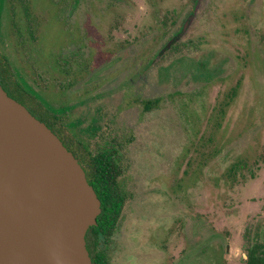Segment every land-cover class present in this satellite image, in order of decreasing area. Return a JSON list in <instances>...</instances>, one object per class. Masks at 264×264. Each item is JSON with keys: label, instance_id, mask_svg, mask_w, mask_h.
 I'll return each mask as SVG.
<instances>
[{"label": "rangeland", "instance_id": "1", "mask_svg": "<svg viewBox=\"0 0 264 264\" xmlns=\"http://www.w3.org/2000/svg\"><path fill=\"white\" fill-rule=\"evenodd\" d=\"M172 1L79 0L61 22L66 11L57 14L52 0H25L20 18L36 41L27 34L19 42L27 59L44 77L56 57L74 59L57 69L71 83L60 91L63 102L50 81L33 83L31 72H20L42 103L73 104L79 128L98 122L100 108L128 139L121 181L128 202L108 264H243L247 235L264 223V0H204L174 48L158 57L191 14ZM70 26L80 56L68 49ZM0 42L13 54L11 42L9 49L5 37ZM119 49L125 52L114 57ZM146 65L152 68L136 79ZM146 101L155 102L149 111Z\"/></svg>", "mask_w": 264, "mask_h": 264}, {"label": "water", "instance_id": "2", "mask_svg": "<svg viewBox=\"0 0 264 264\" xmlns=\"http://www.w3.org/2000/svg\"><path fill=\"white\" fill-rule=\"evenodd\" d=\"M100 212L72 152L0 84V264H95L85 235Z\"/></svg>", "mask_w": 264, "mask_h": 264}, {"label": "trees", "instance_id": "3", "mask_svg": "<svg viewBox=\"0 0 264 264\" xmlns=\"http://www.w3.org/2000/svg\"><path fill=\"white\" fill-rule=\"evenodd\" d=\"M0 57V84L2 88L23 104L29 112L41 122H44L62 141L63 145L73 153L83 168L88 183L93 187L101 202V212L96 219V225L88 229L85 235L86 249L91 261L95 264H108L106 251L112 243V237L118 228L120 217L128 202V195L123 191L121 181L129 167L127 157L128 139L124 138L123 129H105L99 123L92 129H79L71 132L68 129L70 120L63 119L62 112L55 113L47 102H41L31 91L23 90L10 62ZM218 68H216L217 70ZM213 72V71H212ZM215 73H213L214 78ZM14 78L17 80H14ZM205 82L212 80L208 70L207 76L202 77ZM13 82V87H5L4 82ZM48 85L46 84L45 87ZM64 85L59 87L60 90ZM13 91L17 96L11 93ZM234 94V90L232 92ZM224 101L227 105L232 101ZM19 95V96H18ZM155 102L143 103V110L149 111ZM239 168L238 162L232 163L226 175L235 179ZM246 238V236H245ZM247 260L243 264H264V224H258L253 232L247 235Z\"/></svg>", "mask_w": 264, "mask_h": 264}, {"label": "flooded vegetation", "instance_id": "4", "mask_svg": "<svg viewBox=\"0 0 264 264\" xmlns=\"http://www.w3.org/2000/svg\"><path fill=\"white\" fill-rule=\"evenodd\" d=\"M24 2H25V0H0V15L2 16V12L4 10L5 16L3 15V17H4L5 20H7V23H8L7 26L10 27V29H11V33H8L7 32L6 33L7 35H4L2 33V31L0 32V41H2L3 38L5 37L7 39V41H8V46L6 48L9 47V42H11L12 44H11L10 48L13 50V52H12L13 54H11L9 52H5L3 50V48H5V47L0 42V47L2 48V50L0 49V57L2 59H5V61H7L6 60V58H7L8 61L10 62L11 66H12V68L14 70V72H16V74H17V78L20 80V82L22 84V87L24 85L23 90H21V91L26 90V91L29 92L31 90L28 87V85L25 83V78L22 77V75H21L22 73L20 72V68L22 70L29 71V72L32 73V76H31L32 82H33V78L34 77H35L36 81L39 80L40 83L41 82H44V81H48V82L50 81V83H51L50 91L53 92L57 96L58 101L63 102L64 99H63L62 95L60 94V91H64V89L68 85L71 86V83H70L69 79L66 78V77L65 78L63 77V78L58 79L59 76H58V73H57V69H58V67H64V66L65 67H68L69 64L71 63V61H73L74 57H71L70 59L67 58V57L64 58V59H62L63 58L62 56L56 57L55 58V61H54V68L51 70V73H48L49 76L47 75L46 77H44V75L42 74V70H39L38 68H36L35 66L32 65L33 62L31 60L27 59L28 58V54H27L28 52L25 50L26 52L23 53L24 50L22 49V46L19 43V42H23L22 40H23L24 36H26L27 34L30 35V37H31L32 40L35 39L34 36H33L32 30L29 27V24H28V28L26 30L27 24L25 23V20L24 21H21V18H20V15L21 16H24V13H25V10H24ZM203 2H204V0H194V5L193 6H192V4L191 5L188 4V2H186L185 0H177L176 3L174 1L170 2V4H176V6L174 5V7H173L174 9L183 10V9H186V8H190V10H191V14L188 16L187 20L183 23L182 27L178 29V31L176 32L175 37L182 31V28L185 25V23H187L189 21L188 25L190 24L191 20H193V18L195 16L196 12L198 11V9H200L202 7ZM52 4L56 7L57 14L59 12H62L63 13V12L66 11V19H62L61 18V20H62L61 22H67V21H69L71 19L68 16L69 15L72 16V13H73L76 5L79 4V0H71V2L64 1V0H52ZM15 11H17L16 12V18H15ZM18 15H19V17H18ZM25 15H26V13H25ZM23 24H24V27H25V30L24 31H23L24 28L23 29L21 28V26H23ZM162 25H165V24L163 23ZM63 30H66V24L64 25ZM71 30H73V32L71 33V35H69L70 36L69 37V40L71 42L70 43L71 44L70 45L71 47L68 46V49H69V51H71V54L72 55L80 56L82 54L83 50H84V48L82 47L83 44H80V45L76 44V38L74 36V27L73 26H70L69 31H71ZM175 37L174 38L172 37V39L168 41V43L166 44V46L164 48L160 49V51L157 54L158 57L165 56L166 53L170 49L174 48L176 42L179 41V39H180V37H179L176 40H174ZM169 43H170V45H168ZM87 44H88V42H87ZM20 49H22V50H20ZM122 51L125 52L124 50H120L119 49L118 52H117V54L114 55V57H117V56L120 57ZM87 52H90V51L88 50ZM16 59H18V63H19V65L17 67L15 66V64H17ZM14 61H15V64H14ZM26 63L27 64H31L32 69L27 68L25 66ZM147 66L148 65H146L144 68L142 67V69L140 71L135 72L134 77L136 79H138V78H140V74L141 75L143 74L142 71L146 72V70L148 68H149L148 71L152 68V65H150L148 67ZM65 73H67V71ZM21 77L23 79H21ZM40 83H38L39 84V87L38 88L41 91L42 86L40 85ZM128 83L132 85L134 83V80L133 79H129ZM4 85H5V87L9 88V90L15 91L14 89H11L13 87L12 80L10 81V85L8 84V81H5L4 82ZM61 85H64L65 86V88L63 90H60L59 89V87H61ZM45 86H46V84L44 85V88H45ZM13 91H11V93L13 95L17 96V94H15ZM6 93L8 94V96H10L11 98H13L8 91ZM60 96H61V98H59ZM150 102H152V101H150ZM56 103H58V102H55V104ZM50 107H51V105H50ZM51 108L54 110L55 113L62 112L63 115H64V117L66 118V120H70V124L68 126V129L71 132H75V131H77L79 129H85V130H88L89 131L90 129H92L98 123L100 125L99 127L102 128V126H103V128H105V129H111V128H115L116 127V124L114 122L115 120L113 118L108 117V114L107 113L103 114V111L104 110L103 109H100V108L98 109V115H99L98 122L93 123V124L92 123H89V122L87 123L88 120L86 119L87 121L85 120L86 122H83L84 125H83L82 128H79V125L77 124L78 121H79L78 118H76L75 120H71V118H70V114L74 111L73 104L68 105V106L67 105H65V106L64 105H61L60 107H54V108L51 107ZM246 253H247V250H246ZM246 260H247V255H246Z\"/></svg>", "mask_w": 264, "mask_h": 264}]
</instances>
